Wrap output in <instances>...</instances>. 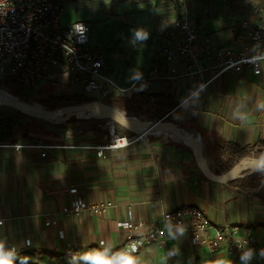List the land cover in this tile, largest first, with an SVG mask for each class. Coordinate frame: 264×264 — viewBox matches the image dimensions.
Listing matches in <instances>:
<instances>
[{
  "label": "crops",
  "instance_id": "obj_1",
  "mask_svg": "<svg viewBox=\"0 0 264 264\" xmlns=\"http://www.w3.org/2000/svg\"><path fill=\"white\" fill-rule=\"evenodd\" d=\"M182 1L167 0L163 5L162 10L171 9L172 13L173 5L178 7V14L165 30L178 17ZM184 3L199 40L208 36L221 50L239 51L246 46L240 28L243 22L251 27L264 24V16L258 17V12L243 16L228 13L218 0ZM145 4L157 5L154 1ZM260 10L264 12V8ZM71 23L63 16V24ZM161 48L156 52L159 65ZM198 49L205 70L201 78H184L172 87L158 84L147 91L164 93L177 101L169 118L195 135L207 166L221 175L231 169L227 167L228 146L251 150L252 158L256 152L264 153V64L258 76L242 67L238 72L226 71L215 77L221 60L207 58L201 45ZM105 63L104 58V71ZM121 78L113 81L128 87L120 84ZM200 82L207 84L190 96ZM36 85H61L63 94L58 96L79 93V88L65 85L56 75ZM70 127L71 123L56 125L31 119L20 135L0 138V241L6 249L15 250L14 264H69L64 251L70 245L78 248L79 256L105 249L110 252L126 237L120 223L140 226L138 235L143 236L147 225L163 212L182 206L197 207L216 228L232 229V237L216 256L192 245L187 234L168 232L163 241L148 243L129 258L114 259L111 264H128L129 260L135 264H213L214 259L219 264H242L243 253L234 250V241L250 232L258 245H264V170L229 183H212L201 176L190 151L176 140L152 136L98 157L94 147L103 144L98 134L67 133ZM38 140L54 148L13 151L1 147ZM70 186L76 189V195H70ZM75 197L88 204L110 201L114 207L99 216L64 218L62 210ZM45 213L54 214L55 225L44 226ZM78 264L86 262L78 259ZM249 264L261 263L253 257Z\"/></svg>",
  "mask_w": 264,
  "mask_h": 264
},
{
  "label": "built area",
  "instance_id": "obj_2",
  "mask_svg": "<svg viewBox=\"0 0 264 264\" xmlns=\"http://www.w3.org/2000/svg\"><path fill=\"white\" fill-rule=\"evenodd\" d=\"M67 1L75 0H0V82L6 77H12L34 87L56 75L64 79L65 85L79 88V93L87 98L97 94L100 99H108L121 98L139 89L149 90L158 84L172 87L184 78H201L205 70L201 66L199 45L207 58L221 60L216 66L215 77L226 71L238 72L242 67L250 68L252 74L258 76L261 65L264 64V24L251 27L243 22L240 28L244 30L246 46L239 51L221 50L208 36L199 40L197 30L188 18V11L180 2L178 17L165 30V42L159 53L162 65L157 63L144 71L136 72L131 84L122 87L104 73L103 55L89 49L91 23L77 21L63 24L62 4ZM257 15L261 18L264 12L259 10ZM4 65L8 67V75L4 73ZM206 84L200 82L198 90L191 92L190 96L201 91ZM103 141V144L94 147L98 157L103 156L105 151L124 148L132 143L126 137L115 136L111 129L109 136H104ZM1 147L13 151L54 148L40 140ZM68 192L70 195L77 193L73 186L69 187ZM113 207L114 204L110 201L88 204L75 197L62 210L61 215L64 218L80 217L83 214L99 216ZM54 217L51 213L43 214L44 226L55 225ZM119 227L127 232L124 242L108 252L107 256L97 257L98 264H109L114 259L125 260L146 244L163 241L168 232L187 234L192 245L206 248L208 254L214 257L222 244L228 242L233 235L230 227H214L207 216L194 206H182L163 212L158 220L147 225L143 236L138 235L140 226L131 222L120 223ZM59 237L62 238L63 234L60 233ZM233 247L239 253L253 249L254 257L264 264V259L259 256L264 245H258L250 232L242 240L234 241ZM79 254L74 245L68 246L64 251V256L70 260L73 256L77 257L75 264H78ZM213 264L219 263L214 259Z\"/></svg>",
  "mask_w": 264,
  "mask_h": 264
},
{
  "label": "rangeland",
  "instance_id": "obj_3",
  "mask_svg": "<svg viewBox=\"0 0 264 264\" xmlns=\"http://www.w3.org/2000/svg\"><path fill=\"white\" fill-rule=\"evenodd\" d=\"M151 1L156 2L157 5L145 4ZM151 1L75 0L63 3L62 8L65 22L71 23L82 20L91 23L92 32L89 49L96 50L103 55L106 61L104 72L109 78L115 81L120 80L122 77V83L120 84L129 86L136 72L143 71L147 67L157 64L156 52L163 45L162 40L165 28L169 21L178 14V7L174 5L172 8L173 13L171 9L162 10L167 0ZM184 1L186 0H183L182 3L185 6ZM218 1L221 6H224L226 12L235 13L239 16H243V14L248 12L256 14L261 8H264V0ZM138 29L148 33L146 40H135L134 33ZM4 73L8 75L7 65H4ZM14 80L15 82L12 84L0 86V90L20 101H30L43 108L50 109L53 107L51 103L46 102L48 98L63 94L61 85H58L57 88H49L48 85L30 87L26 82L18 81L17 78H14ZM90 96L92 97H88L87 99L96 102H104L105 100L100 99L97 94ZM66 105L68 104L59 103L58 108ZM145 109L148 116H138L136 118L173 124L172 119L163 116L157 108L147 106ZM125 114L133 117L130 112H125ZM0 116L1 118H10L8 121H0V138H7L10 135L12 136V134L13 136L20 135L21 130L28 124V120L32 119L2 108H0ZM71 125L72 127L70 129L71 132L74 131L73 133H85L86 131H93L94 134L97 133L102 143L104 142L103 137L109 136L110 129L114 132L115 136L126 137L132 142L145 141L155 135L142 136L122 126L113 125L106 120H98L87 124L71 123ZM179 128L187 132L186 129ZM161 137H166L168 140H175L173 137L165 134H160L158 138Z\"/></svg>",
  "mask_w": 264,
  "mask_h": 264
},
{
  "label": "water",
  "instance_id": "obj_4",
  "mask_svg": "<svg viewBox=\"0 0 264 264\" xmlns=\"http://www.w3.org/2000/svg\"><path fill=\"white\" fill-rule=\"evenodd\" d=\"M0 108L8 109L23 117H29L34 120H40L56 125L67 124L70 120H106L113 125L116 124L122 126L136 134L138 133L132 127L137 126L150 129L151 131H163V134L169 135L187 145L186 148L190 151L199 173L205 180L212 183L225 184L234 179L244 178L255 172L264 170V157H250L240 160L226 173L215 175L207 166L199 145H196V143L175 124L159 121L152 122L134 116H128L113 106L102 102L66 105L55 110H47L34 103L20 101L10 96V98L0 101ZM27 112L33 113L34 116Z\"/></svg>",
  "mask_w": 264,
  "mask_h": 264
},
{
  "label": "trees",
  "instance_id": "obj_5",
  "mask_svg": "<svg viewBox=\"0 0 264 264\" xmlns=\"http://www.w3.org/2000/svg\"><path fill=\"white\" fill-rule=\"evenodd\" d=\"M15 80L12 77H6L2 82H0V86L8 85L14 83ZM106 100V101H105ZM105 104L111 105L117 110L121 112H130L134 117L138 116H148L146 112V107L150 106L152 108H157L164 116L171 117L173 114V110L178 104L177 101L164 93H150L147 90L139 89L136 91H132L127 95L121 98H108L105 99ZM27 103H31L30 101H24ZM46 102L51 103L53 107L47 110H55L58 108L59 103H65L68 105H81L88 102H96L94 100L87 99L83 95L79 93L71 94V95H61V96H52L46 100ZM43 108V107H42ZM10 118H1L0 121L6 120L8 121ZM98 120H89V121H76L70 120L68 123H92ZM250 151L240 149L236 146H228L226 155L229 160L227 163L228 168H232L237 162L242 159L250 158ZM255 158L264 157V153L256 152L254 154Z\"/></svg>",
  "mask_w": 264,
  "mask_h": 264
},
{
  "label": "clouds",
  "instance_id": "obj_6",
  "mask_svg": "<svg viewBox=\"0 0 264 264\" xmlns=\"http://www.w3.org/2000/svg\"><path fill=\"white\" fill-rule=\"evenodd\" d=\"M135 40L144 41L148 38V33L143 30H136L134 33ZM2 223V221H0ZM108 250L105 249L103 252L96 251L93 253H85L79 256V260L85 261L86 264H98L97 257L99 256H107ZM255 252L253 249H248L241 255L242 264H249V262L253 259ZM259 256L261 259H264V249H261L259 252ZM16 259V253L14 249H6L5 243L0 241V264H14ZM77 260L76 256H73L69 261V264H75ZM21 264H24V261H21ZM111 264V262H109ZM128 264H135L133 260H129ZM220 264H225V262L221 261Z\"/></svg>",
  "mask_w": 264,
  "mask_h": 264
},
{
  "label": "bare ground",
  "instance_id": "obj_7",
  "mask_svg": "<svg viewBox=\"0 0 264 264\" xmlns=\"http://www.w3.org/2000/svg\"><path fill=\"white\" fill-rule=\"evenodd\" d=\"M10 98V95L2 90H0V101H3L5 99H8ZM28 114H31L32 116H34L33 113L31 112H27ZM138 134L140 135H145V136H149L151 134H155V135H160V134H163V131H151L150 129H147V128H144V127H132ZM185 134H187V136L189 138H191L195 143L196 145H199V142H198V139L195 137V135L193 136L192 134L188 133V132H185L183 131ZM154 135V136H155ZM177 140V139H175ZM178 142H180L181 144H183L184 146L187 147V145L184 143V142H181L179 140H177Z\"/></svg>",
  "mask_w": 264,
  "mask_h": 264
}]
</instances>
